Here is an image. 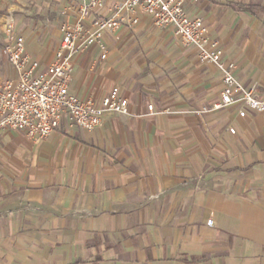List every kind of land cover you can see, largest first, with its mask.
Instances as JSON below:
<instances>
[{"label": "crops", "instance_id": "1", "mask_svg": "<svg viewBox=\"0 0 264 264\" xmlns=\"http://www.w3.org/2000/svg\"><path fill=\"white\" fill-rule=\"evenodd\" d=\"M117 1L91 8L87 29ZM74 2L23 0L12 18L0 0V77L14 75L7 24L44 71ZM184 4L264 99V0ZM122 15L74 57L69 92L99 102L118 86L128 114L105 112L93 130L65 114L45 139L0 131V264H264V111L198 115L219 100L222 72L140 7Z\"/></svg>", "mask_w": 264, "mask_h": 264}, {"label": "built area", "instance_id": "2", "mask_svg": "<svg viewBox=\"0 0 264 264\" xmlns=\"http://www.w3.org/2000/svg\"><path fill=\"white\" fill-rule=\"evenodd\" d=\"M106 0H75L76 21L62 25V38L54 60L44 71H37L38 62L31 60L26 51L25 37L15 30L13 20L5 29L4 50L13 68L12 77H0V131H24L33 138L45 139L59 126L65 114L70 122L81 128L93 130L102 123L105 112L128 114L129 101L114 86L99 102L93 98H79L69 92V81L74 57L100 42L107 30H117L125 17L123 12L135 13L140 7L151 16L158 27L173 29L183 46H193L202 61L214 63L222 72L220 98L211 106L197 110L198 115L240 105L239 116L248 110L264 111V99L254 88H248L234 74L236 63L227 59L218 40H211L202 18H190L184 0H118L116 13L110 18L94 22V29H87L85 21L94 6ZM136 22L137 19H128ZM102 49L104 46L101 44ZM106 57L105 50L102 58ZM154 112L153 105L148 106ZM235 133V129L230 127ZM213 220L207 221L212 225Z\"/></svg>", "mask_w": 264, "mask_h": 264}, {"label": "rangeland", "instance_id": "3", "mask_svg": "<svg viewBox=\"0 0 264 264\" xmlns=\"http://www.w3.org/2000/svg\"><path fill=\"white\" fill-rule=\"evenodd\" d=\"M22 2H23V0H9L11 9H10V14H8V15H11L12 18H16L18 12L17 11H13L12 8L20 6ZM2 50H3V46L0 43V54L1 55H2ZM1 55H0V60H1V57H2Z\"/></svg>", "mask_w": 264, "mask_h": 264}]
</instances>
